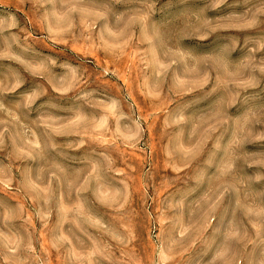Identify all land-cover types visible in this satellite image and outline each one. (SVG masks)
<instances>
[{"label": "rangeland", "instance_id": "1", "mask_svg": "<svg viewBox=\"0 0 264 264\" xmlns=\"http://www.w3.org/2000/svg\"><path fill=\"white\" fill-rule=\"evenodd\" d=\"M0 264H264V0H0Z\"/></svg>", "mask_w": 264, "mask_h": 264}]
</instances>
